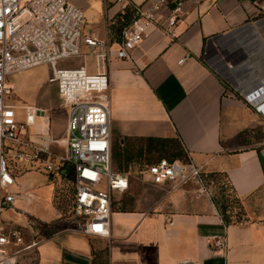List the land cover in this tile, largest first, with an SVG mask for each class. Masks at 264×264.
<instances>
[{"label": "crops", "instance_id": "obj_1", "mask_svg": "<svg viewBox=\"0 0 264 264\" xmlns=\"http://www.w3.org/2000/svg\"><path fill=\"white\" fill-rule=\"evenodd\" d=\"M67 1L83 11L85 33L105 38L119 9L115 0ZM182 2L175 41L151 26L130 59L110 61L111 138H177L194 164L226 177L244 207L243 221L225 224L212 201L188 184L148 208V215L112 210L109 238L89 237L72 230L51 203L37 212L31 182L20 178L36 173L30 171L11 188L20 193L16 210L2 212L18 215L25 238L39 241L23 262L34 254L35 264H264V218L249 204L259 205L255 196L264 194V108L254 107L264 100V0ZM238 31L239 40L230 36ZM220 36H230L225 48L206 46ZM248 58L255 59L256 74ZM239 90L249 92L248 100ZM214 236L225 237L224 250L212 247Z\"/></svg>", "mask_w": 264, "mask_h": 264}, {"label": "built area", "instance_id": "obj_2", "mask_svg": "<svg viewBox=\"0 0 264 264\" xmlns=\"http://www.w3.org/2000/svg\"><path fill=\"white\" fill-rule=\"evenodd\" d=\"M182 3L149 0L142 5L115 0L119 9L109 18L105 38L99 39L85 34L83 11L67 0H0V264H18L19 256L28 255L39 242L35 238L28 241L27 227L2 216L4 211L16 210L20 193L11 188L17 176L30 171L70 179L71 209L76 220L72 230L109 238L113 192H126L130 177L127 172L114 171L112 164L108 65L112 58L130 59L151 26L175 41L177 24L183 17ZM164 9L166 15L162 14ZM213 42L207 40L206 46ZM87 56L94 59L92 69L84 63L68 68L57 64L59 60H84ZM38 66L49 67L47 80L55 85L59 105L65 111L61 154L53 150L58 143L48 131L49 120L44 116L47 109L32 104L21 109L12 103L9 77ZM226 66L231 69L233 64L227 62ZM238 95L249 98L246 90H239ZM254 107L264 108V100ZM17 110L23 112L22 119ZM42 116L46 127L32 131ZM185 154L186 161L162 158L146 165L145 179L151 186L172 189L195 184L197 194L211 201L209 173ZM212 239L214 249L226 248L224 236Z\"/></svg>", "mask_w": 264, "mask_h": 264}, {"label": "rangeland", "instance_id": "obj_3", "mask_svg": "<svg viewBox=\"0 0 264 264\" xmlns=\"http://www.w3.org/2000/svg\"><path fill=\"white\" fill-rule=\"evenodd\" d=\"M87 34V33H85ZM83 52H87V49L83 48ZM85 64L88 68L92 69L94 65V59L91 56H87L84 60L82 58L75 59H63L57 62L58 67L68 68L77 67L81 64ZM51 72L48 66H38L27 70L26 72H20L9 77L10 85L12 88V103H23L42 106L47 109L44 116L48 117L49 123L47 125L48 131L52 138H59L65 127L66 117L65 111L62 106L59 105L56 88L53 83H50L47 79L50 77ZM19 108V107H18ZM19 111L18 118H23V112ZM41 118L37 119V124L31 130H43L46 127L47 122L42 121ZM46 119V118H45ZM131 145V153L134 154L133 161L126 164L125 158L126 149ZM140 141H124L123 138H112V154H117V158L113 159V168L115 171H125L130 177L129 189L124 193L113 192L112 210L115 211H136L146 212L148 208L156 206L161 203L171 192L178 188L171 187H157L148 184L145 179L143 171L148 163L157 159L156 154H148L143 152L141 156L138 155V148H140ZM125 148V149H124ZM62 143L54 144L53 150L57 154L63 152ZM124 149V150H123ZM126 150V151H127ZM130 150V149H129ZM130 152V151H129ZM128 156V155H127ZM21 181L29 179L31 182L32 192L36 194V200L33 206L37 207L40 212L46 209L48 203H51L59 210L60 217L72 222L71 229L75 228L76 220L72 214L70 196L72 194V184L70 179L63 180L58 175L49 176L43 172H36L27 177H20ZM225 184V194H230L225 215L230 221L242 222L244 217V207L241 201L234 197V194L230 188L226 179H222L221 182L210 185L211 196L218 197L220 195V185ZM191 187V188H190ZM189 189H195L194 186H189ZM261 200L262 203H256L255 200H251L249 204L259 209L257 217L264 218V213L261 212L264 208V194H258L255 196ZM36 213V212H35ZM18 215L6 213L3 217L6 220L19 224ZM35 219V217H32ZM18 220V221H17ZM28 255H20L19 261L25 260ZM35 255L31 254L27 262L19 264H35Z\"/></svg>", "mask_w": 264, "mask_h": 264}, {"label": "trees", "instance_id": "obj_4", "mask_svg": "<svg viewBox=\"0 0 264 264\" xmlns=\"http://www.w3.org/2000/svg\"><path fill=\"white\" fill-rule=\"evenodd\" d=\"M129 140L130 141H134V140L140 141L141 146H140V148H138L139 149L138 150L139 156H141L143 152H148V154H156L157 155L156 156L157 159L154 160L153 162L148 163V165L155 163L156 161H158L159 159H162V158H165L168 160H180L181 159V161H186V159H187L185 156L186 155L185 151H184L182 145L180 144V141L175 137L162 138V137H148L147 136V137L130 138L127 136L126 138H123V142L129 141ZM132 147H131V145H129L128 150L126 149L127 151L126 150L124 151L128 155V156L126 155V158H125L126 164L133 161L134 154L131 153ZM118 155H119V153L114 154V155L112 154V157H111L112 158V164H113V159L115 160ZM116 172H125V171H116ZM208 177H209L210 182H212L213 184L221 182L222 179H226V177L221 173H209ZM228 184H229V182H228ZM225 187H226L225 184L220 185V188H221L220 195L218 197L211 196V201H212L213 205L215 206L214 208H216L218 213L221 215L225 224L236 223L237 221H230L227 218V216L225 215V211H226L225 207H227L226 203L228 202V197L231 196L230 194L224 193L223 188H225ZM230 188L234 194V197L237 198V196L234 193L231 185H230Z\"/></svg>", "mask_w": 264, "mask_h": 264}, {"label": "water", "instance_id": "obj_5", "mask_svg": "<svg viewBox=\"0 0 264 264\" xmlns=\"http://www.w3.org/2000/svg\"><path fill=\"white\" fill-rule=\"evenodd\" d=\"M239 32H241V31H238L236 33H232V34H230V36H234L235 39L239 40L242 37L241 35H243V32H241L240 34H238ZM230 36H224V37L220 36L219 38H216L211 45L212 46H216V45L220 44L221 48L223 49V48H225V44L223 43V41L227 40V38L230 37ZM239 44L241 45L242 43L240 42ZM256 44H257V47H258L257 48V51L258 52L261 51L262 48L260 46V42L257 41ZM253 60H255V59H252L251 60V59L248 58V61H247L248 64L247 65H248V68H250V70L252 71V73L253 74H256V67H255L256 66L255 65L256 62L253 61ZM228 70H229V68H228ZM229 72H231V70H229ZM260 162H261L262 169L264 171V157L260 156Z\"/></svg>", "mask_w": 264, "mask_h": 264}, {"label": "bare ground", "instance_id": "obj_6", "mask_svg": "<svg viewBox=\"0 0 264 264\" xmlns=\"http://www.w3.org/2000/svg\"><path fill=\"white\" fill-rule=\"evenodd\" d=\"M55 143H63V136L61 135L59 138H56Z\"/></svg>", "mask_w": 264, "mask_h": 264}]
</instances>
